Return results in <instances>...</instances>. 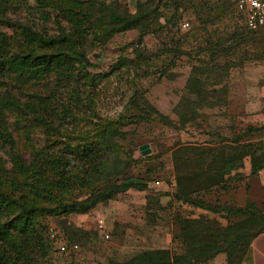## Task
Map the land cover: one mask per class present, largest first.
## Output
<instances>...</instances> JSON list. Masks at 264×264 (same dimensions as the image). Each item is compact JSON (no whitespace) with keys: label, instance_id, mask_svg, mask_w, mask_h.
Masks as SVG:
<instances>
[{"label":"trees","instance_id":"obj_1","mask_svg":"<svg viewBox=\"0 0 264 264\" xmlns=\"http://www.w3.org/2000/svg\"><path fill=\"white\" fill-rule=\"evenodd\" d=\"M156 1L153 10L145 8L147 3L136 2L131 14L118 12L103 0H35L34 10L39 16L45 20L52 17L58 27V32L51 34L26 18H10L20 0H0V26L11 29L10 33L0 30V147L6 151V157L0 155V264H44L51 250L45 233L52 230L56 235L57 230L47 228L41 218L84 215L119 192L148 188L147 181L124 178L131 163L150 159H135L123 152L116 139L123 137L124 127L140 119H158L181 129L195 120L198 108L217 104L221 92L207 88V78L201 76L222 67L193 65L185 89L195 100L186 97L176 106L177 122L159 112L144 97V91L137 89L131 102L143 114L107 118L95 111L91 90L94 76L87 70L95 65L87 57V47L95 41L103 43L118 32L147 30L158 16V7L162 3L167 7L164 0ZM223 1L217 0L221 4ZM61 22L67 27L62 28ZM243 25L246 32L234 26L226 41H246L262 27L249 30ZM224 44L206 39L202 50H210L213 60L215 53L220 55L234 47ZM173 51L178 53L177 48ZM133 52L134 58L119 57L112 70L138 68L141 52L138 48ZM23 121L31 124L21 127L26 138L34 132L32 127L43 135L38 147L24 144L28 156L19 148L11 129ZM257 129L249 126L247 132ZM242 138L237 136L228 145L179 144L173 151V202L220 211L222 208L206 204L197 194L228 181L246 156L252 175L264 167V147ZM145 199L150 206L154 202L149 194ZM223 209L244 218L224 227L201 217L190 219L176 214L175 226L179 227L174 237L179 244L174 249L150 248L112 263L205 264L224 253L227 264H241L253 238L264 233V213L250 201L244 208ZM74 244L68 239L65 245L71 250Z\"/></svg>","mask_w":264,"mask_h":264},{"label":"rangeland","instance_id":"obj_2","mask_svg":"<svg viewBox=\"0 0 264 264\" xmlns=\"http://www.w3.org/2000/svg\"><path fill=\"white\" fill-rule=\"evenodd\" d=\"M34 1L20 0L14 13L9 14L10 18H26L48 33L58 32L52 17L42 19L34 10ZM103 1L118 12L131 14L136 10V2L147 3V10H153L157 4L156 0ZM170 1L164 0L167 7L164 3L158 7V16L147 30L136 28L118 32L106 37L103 43L95 41L87 47V57L95 65L87 67L94 76L91 90L95 111L107 118L120 114L126 118L143 114L131 102L137 89L140 93L144 91V97L159 112L177 122L176 106L186 97L195 100L185 89L193 65L222 67L201 76L207 78V88L221 92L217 104L211 108H198L195 120L181 129L167 126L158 119H140L137 124L132 122L124 127L123 137L116 139L123 152L135 159L150 156L149 160L131 163L124 178L128 177L127 181L133 182L147 181L148 188L119 192L114 199L97 204L84 215L71 213L66 217L41 218L47 228L57 230L55 237L48 235L50 232L45 233L51 241V250L44 264H113V261L123 262L150 248L174 249L179 244V239L174 237L178 225L175 226L176 214L190 219L201 217L224 227L244 218L240 213H228L223 208L236 210L246 206L244 191L247 186L245 175L250 167L249 156L243 158L242 166L233 171L224 184L197 194L206 204L215 209L222 208L213 212L173 202V151L179 144L185 143L208 145L222 142L228 145L237 136L264 147V26L255 36L249 35L246 41H226L234 26L247 31L240 15L231 6V0H224L222 4L217 0ZM185 22L188 27H183ZM61 27L67 26L61 22ZM0 30L11 32L3 25ZM206 39L214 42L221 40L224 46L232 44L234 47L220 55L215 53L217 56L212 60L210 50H202ZM134 48L141 52L140 66L136 69L123 66L113 71L112 66L119 57L129 55L128 58H134ZM176 48L178 53L173 51ZM10 122L14 120L11 118ZM23 124L31 125L23 121L11 129L19 148L28 156L24 144L38 147L43 135L39 129L32 127L34 132L29 133L31 140L26 138L24 127L21 128ZM249 126L258 129L249 133ZM143 144H148L150 148L146 156H142L139 150ZM0 155L6 157L5 149L1 147ZM147 194L154 198L151 206L145 199ZM98 218L105 222L109 238H104L103 233L97 231ZM68 239H72L77 248L62 253L60 246L67 244Z\"/></svg>","mask_w":264,"mask_h":264},{"label":"crops","instance_id":"obj_3","mask_svg":"<svg viewBox=\"0 0 264 264\" xmlns=\"http://www.w3.org/2000/svg\"><path fill=\"white\" fill-rule=\"evenodd\" d=\"M246 173V202H253L264 213V167L258 170L254 175ZM164 195L169 193L163 192ZM205 264H227L224 253L217 254L214 258ZM241 264H264V233H260L250 243L247 254Z\"/></svg>","mask_w":264,"mask_h":264},{"label":"built area","instance_id":"obj_4","mask_svg":"<svg viewBox=\"0 0 264 264\" xmlns=\"http://www.w3.org/2000/svg\"><path fill=\"white\" fill-rule=\"evenodd\" d=\"M232 4L234 11L240 15L247 29L255 30L264 25V0H232ZM188 26L187 22L183 24V27ZM96 229L100 233H103L104 238H109L105 222L102 218L97 219ZM50 233L54 236L52 230H50ZM76 248L77 245L74 244L71 250H75ZM68 250L69 248L65 244L60 246L62 253Z\"/></svg>","mask_w":264,"mask_h":264},{"label":"water","instance_id":"obj_5","mask_svg":"<svg viewBox=\"0 0 264 264\" xmlns=\"http://www.w3.org/2000/svg\"><path fill=\"white\" fill-rule=\"evenodd\" d=\"M140 153L142 156H146L150 153V148L148 144H143L139 147Z\"/></svg>","mask_w":264,"mask_h":264}]
</instances>
